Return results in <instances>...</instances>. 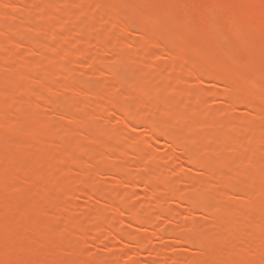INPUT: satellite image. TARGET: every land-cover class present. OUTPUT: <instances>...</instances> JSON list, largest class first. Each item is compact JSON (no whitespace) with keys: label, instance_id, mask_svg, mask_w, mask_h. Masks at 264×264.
<instances>
[{"label":"rangeland","instance_id":"rangeland-1","mask_svg":"<svg viewBox=\"0 0 264 264\" xmlns=\"http://www.w3.org/2000/svg\"><path fill=\"white\" fill-rule=\"evenodd\" d=\"M43 1L49 7L40 2L38 6L37 0L35 3L37 8L43 5L40 7L44 9L42 14L41 9L38 13L32 8L35 0H0V37L4 40L10 36L0 45V66L1 57L8 54L10 59L12 49L16 50L13 55L16 60L13 57L10 60L15 62L7 64L8 61L3 69L4 63L0 68L1 85L7 87V79L11 82L10 76L15 71L19 75L16 76L18 84L21 72L30 81V85L27 81L29 88L24 87L28 88L25 90L27 100L22 98L24 93L18 94L24 91L20 88L25 84L14 89L17 93L11 90L9 93L8 88L3 87L5 92L0 93L1 103L5 102L1 101L5 97L9 102L18 95V102L20 97L23 100L22 103L12 99L5 102L4 106L10 105L11 111H7V119L0 121V140L4 138L0 141V264H61L59 260L63 263L62 259H65L63 264H87L88 261V264H220L219 261L238 264V257L243 253L246 260L243 263L241 258L244 257H241V264H264V230L257 231L259 222L264 225V190H260L264 185V133H261L264 132V0ZM58 5L61 11L71 13L72 19H68V14L63 17L65 13L61 12L60 19L55 16ZM130 9L135 10L130 13ZM168 10L172 14L170 17ZM115 20L120 21L121 30ZM112 21L119 28H112ZM150 22H155L151 24L155 28L161 25L154 29ZM51 26L55 27L53 32ZM61 29L66 31V39ZM94 36L97 40L90 42ZM28 40L35 46L31 45L33 49L29 46L31 51L27 48ZM103 43L113 51L105 50L103 47L107 46ZM78 50L85 55H78L76 60L80 56L84 62L81 64L79 59L77 62L81 65H74L76 61L71 60H75ZM173 50L175 54L171 60ZM66 51L74 58L64 57L70 61L63 58L67 63L60 66L62 61L60 63L55 55L60 52L68 56ZM86 53L95 59L93 64L91 60L85 62L92 59ZM124 55L128 58L124 59ZM24 61L30 65L25 66L27 69H22ZM195 69L201 74L207 72L204 77H198L199 70ZM35 80L42 83L40 86L52 81L57 86L55 94L52 95V87L48 95L50 91L43 93L41 87L32 86ZM70 82L83 91L72 86L74 92L65 91L66 94L63 88ZM174 82H180V86H175ZM145 91L154 95L147 97L150 101L143 97L149 104L142 107L145 101L141 96ZM117 97L121 99L117 106L118 103L121 106L109 116L107 103ZM41 98L42 102H38ZM120 101L126 102L125 105ZM68 114L75 118H69ZM38 116L43 119L42 124L48 125L47 135L38 123ZM144 117L148 123L140 129ZM34 118L38 122L33 123L35 128L31 132V127L23 129L24 132L16 131L19 128L14 124L22 128L25 124L32 126L29 122ZM168 125L170 133L167 130L168 134H159V130ZM107 130L111 131L107 132L110 136H105ZM172 141H176L177 146ZM186 147L192 155L182 160L180 157L184 156L180 155ZM189 153L185 155L189 157ZM56 157L58 161L55 162ZM224 158L230 160L228 165L225 163L226 166L221 167ZM191 159L197 161L194 168ZM202 167L209 169V173H203L206 170L201 171ZM120 171L123 172L121 180ZM162 178L165 183L158 182ZM19 179L27 184L20 180L25 187L20 183L18 189L15 183ZM59 188L63 189V195L56 201ZM87 190L89 194L85 193ZM188 196H191L188 201L180 199ZM243 199L250 202L243 203ZM118 205L123 206L117 208ZM132 211L136 212L132 218L137 221L129 217ZM144 217L148 220L144 222L146 226L138 222ZM218 219L224 220V224ZM254 225H258L256 229ZM75 227L79 229L76 237L70 234L71 229L67 232ZM58 229L61 232H57ZM29 232L36 234L33 242L27 240L29 236L23 239ZM113 236L117 239L113 240ZM180 236H184L187 243H178L176 238ZM47 238H51L50 246L44 243L50 240ZM244 239L246 245L241 246ZM21 244H30L28 248L31 249L26 246L25 252ZM150 249H153L151 254L148 253ZM71 251L73 255H69ZM48 253L51 259L47 258Z\"/></svg>","mask_w":264,"mask_h":264},{"label":"bare ground","instance_id":"bare-ground-1","mask_svg":"<svg viewBox=\"0 0 264 264\" xmlns=\"http://www.w3.org/2000/svg\"><path fill=\"white\" fill-rule=\"evenodd\" d=\"M30 1H31V0H30ZM33 1H34V0H33ZM70 1H71V0H70ZM75 1H76V0H75ZM117 1H118V0H117ZM137 1H138V0H137ZM141 1H144V0H141ZM151 1H152V0H151ZM37 2H38V3H37ZM37 2H36V0H35L34 4L37 3V5L39 6L40 3L44 5V2H45V1H43V0H37ZM39 2H40V3H39ZM64 2H65V1H64ZM68 2H69V1H68ZM72 2L74 3L73 0H72ZM145 2H147V1L145 0ZM148 2H149V1H148ZM29 3H30V2H29ZM54 3H55V2H54ZM56 3H57V2H56ZM65 3H66V2H65ZM113 3H114V2H113ZM57 4H59V3H57ZM57 4H56V7H57ZM115 4H116V3H115ZM29 5H31V4H29ZM43 5H40V7H42ZM45 5H46V4H45ZM45 5H44V6H45ZM31 6H32V8H34V7L36 6V4L33 5V2H32V5H31ZM31 6H30V7H31ZM46 6H48V5H46ZM46 6H45V7H46ZM58 6H59L60 11H59L58 8H57L58 11H56V9H54V11H56V13H57V14L55 13V16L57 15V16L59 17V19H60V15H61V14H62V15H63L64 13L66 14V15L64 14L63 17H64V16H67V14L69 15V12H65L64 10L61 11V6H60V5H58ZM62 6H63V5H62ZM40 7H38V8L35 7V9H36L37 11H36L35 9H34V10H35L36 12L39 13L40 11H38V9H39V10L41 9L42 14H43L44 9H42V8H40ZM48 7H49V6H48ZM48 7H47V8H48ZM43 8H44V7H43ZM47 8H46V9H47ZM53 8H54V7H53ZM53 8H51V9L53 10ZM132 8H133V7H132ZM161 8H162V7H161ZM135 9H136V8H135ZM135 9H133V10L130 9V10H131L130 13H132V11H134ZM157 9H158V7H157ZM165 9H166V8H165ZM165 9H164V12H165ZM34 10H32V11H34ZM1 11H2V10H1ZM30 11H31V10H30ZM35 11H34V12H35ZM137 11H138V10H137ZM159 11H160V10H159ZM60 12H61V14H60ZM62 12H63V13H62ZM138 12H139V11H138ZM0 13H1V12H0ZM29 13H30V12H29ZM52 13H53L52 15H54V12H53V11H52ZM140 13H141V12H140ZM167 13H168V14L170 13L169 10H168ZM167 13H163V14H164L166 17H168ZM134 14H135V12H134ZM14 15H17V14H14ZM27 15H28V14H27ZM31 15H32V14H31ZM39 15H40V14H39ZM50 15H51V14H50ZM62 15H61V17H62ZM71 15H72V14L70 13V15L68 16V19L70 18ZM171 15H172V14L170 13L169 17H170ZM12 16H13V15H12ZM55 16H54V17L52 16V17L55 19ZM38 17H39V16H38ZM74 17H75V16H74ZM141 17H142V16H141ZM56 18H57V17H56ZM109 18H110V17H109ZM109 18H108V19H109ZM59 19H58V20H59ZM64 19H65V18H64ZM70 19H72V18H70ZM79 19H80V18H79ZM149 19H150V18H149ZM170 19H171V18H170ZM58 20H57V21H58ZM100 20H101V19H100ZM101 21H102V20H101ZM113 21H114V20H113ZM113 21H112V24H114ZM41 22H42V21H41ZM46 22H47V21H46ZM102 22H103V21H102ZM152 22H153V21H152ZM75 23H76V22H75ZM115 23H118V26L120 27V25H121V24L119 25L120 21L117 22V21L115 20ZM154 23H155V22H154ZM154 23H153V24H154ZM156 23H157V22H156ZM79 24L82 25V23H79ZM99 24H100V22H99ZM103 24H105V22H103ZM151 24H152V23L150 22V26L153 27V26H152L153 24H152V25H151ZM158 24H159V23H158ZM158 24H155V25H158ZM38 25H39V24H38ZM41 25H42V24H41ZM43 25H44V24H43ZM110 25H111V21H110ZM114 25H115V24H114ZM114 25H112V28H116L117 25H115V27H113ZM159 25H161V23H160ZM159 25H158L157 28H155L156 26L153 27V28H154V29H159ZM35 26H36V25H35ZM105 26H106V25H105ZM108 26H109V25H108ZM58 27H59V26H58ZM77 27H78V26H77ZM100 27H101V26H100ZM100 27H99V28H100ZM119 27H117V28H119ZM162 27H163V26H162ZM166 27H167V26H166ZM50 28H51L50 30H52V29L55 30V27H54V26H51ZM79 28H80V27H79ZM84 28H85V27H84ZM101 28H105V27H101ZM108 28H109V27H108ZM117 28H116V29H117ZM160 28H161V27H160ZM166 29H167V28H166ZM34 30H35V29H34ZM53 30H52L51 32H53ZM61 30H62V29H61ZM76 30H77V29H76ZM83 30H84V29H83ZM100 30H102V29H100ZM107 30H108V29H107ZM111 30H113V29H111ZM119 30H121V27H120ZM167 30H169V29H167ZM40 31H41V30H40ZM80 31H81V30H80ZM73 32H74V31H73ZM107 32H109V30H108ZM65 33H66V31H65ZM65 33H64L63 30L61 31V35H63L62 37H63V38L65 37V39H66V34H65ZM81 33H83V32L81 31ZM81 33H80V34H81ZM143 33L145 34V32H143ZM143 33H142V34H143ZM47 35H49V34H47ZM52 35H54V34L52 33ZM52 35H51V36H52ZM49 36H50V35H49ZM67 36H68V35H67ZM81 36H82V35H81ZM144 36H145V35H144ZM3 37H4V36H3ZM5 37H6V36H5ZM8 37H10V36H8ZM8 37L5 38L4 40L1 39L2 37H0V39H1V40H0V45L3 44V43L5 44V42H7V40H8ZM94 37H95V36H94ZM91 39H92V38H91ZM95 39H96V37H95L94 39H92L90 42H94ZM12 40H13V39H12ZM96 40H97V39H96ZM96 40H95V41H96ZM4 41H5V42H4ZM1 42H2V43H1ZM8 42L13 43L14 41H10V40H9ZM27 42L29 43V44L27 43V44H28V45H27L28 47L26 46L28 49H29L30 47H31L32 49L35 47L33 44H31V45H33L34 47L30 45V42H31V41L28 40ZM86 42H88V41H86ZM11 43H10V45H12ZM31 43H32V42H31ZM88 43H89V42H88ZM6 44H7V43H6ZM103 44H104V43H103ZM107 44H108V43H107ZM86 45H87V44H86ZM104 45H105V44H104ZM104 45H103V46H104ZM29 46H30V47H29ZM105 46H107V45H105ZM46 47H48V46H46ZM49 47H50V46H49ZM86 47H89V44H88V46H85L84 48L86 49ZM109 47H110V46H109ZM31 48H30V51H31ZM50 48H51V47H50ZM50 48H48V49L45 48V49H46V51H50L51 49H53V48H51V49H50ZM103 48H105V50H112L111 47H110V49H109L108 46H107V47H103ZM113 48H114V47H113ZM14 49H15V48H14ZM14 49H12L14 53H13V52L10 53L11 50H9V53L12 55V56H11V55L9 54V56H10L11 58H12L13 55L16 53V50L14 51ZM80 49H81V48H80ZM82 50H84V49H82ZM82 50H81V51H82ZM114 50H115V49H114ZM121 50H122V49H121ZM46 51L44 50L43 52L45 53ZM76 51H77V50H76ZM79 51H80V50H78V53L76 52V53H77L76 55L74 54L75 60L73 59L74 57L71 56L72 54H69L70 56L68 55L67 51H66V53H67L66 55H68V56H64V55H65V54H64V51H62V52H63L62 54H64V55H62V54L59 52V55H61V56L57 55V53H56L55 56L60 60V63H61V61H62V64H63V65H60V66H64V64H66L67 62L70 61V60L65 59L64 57H66V58L68 57L69 59L72 58V59H73V60H71L72 62H73V61H76V62H73L74 65H75V63L81 65V64H83L82 61L84 62V58H83V57H84L85 54H83L81 51H80V53H79ZM88 51H89V50H88ZM112 51H113V50H112ZM169 51H170V50H169ZM86 52H87V51H86ZM89 52H90V51H89ZM116 52H117V51H116ZM173 52H174V53L171 52L172 54L169 52V53L171 54V56H170L169 58L174 57V56H172V55L175 54V51L173 50ZM12 53H13V54H12ZM44 53H43V54H44ZM70 53H71V52H70ZM95 53H96V52H95ZM95 53H94V54H95ZM120 53H122V52H120ZM123 53H124V52H123ZM86 54H87V53H86ZM89 54H90V53H89ZM170 54H169V55H170ZM15 55H16V54H15ZM44 55H45V54H44ZM44 55H43V56H44ZM78 55H80V56L83 55V57H80V56H79V58H78V60L81 59V62L79 61L81 64L77 62L78 60H76ZM87 55H88V54H87ZM95 55H97V54H95ZM95 55H94V56H95ZM119 55H120V54H119ZM3 56H4V55H3ZM3 56H2V57H3ZM45 56H46V55H45ZM62 56H63V57H62ZM88 56H89V55H88ZM91 56H92V55H91ZM91 56H89V57H91ZM176 56H177V55H176ZM184 56H185V55H184ZM188 56H189V54H188ZM2 57H1V62H2V63H1L0 68L2 67V65L5 64V65L2 67V69H3L7 64H9V63L11 62V61H10L11 58L8 59V58H9V57H8V54H5V57H6V58L3 57V59H2ZM7 57H8V58H7ZM17 57H18V56H17ZM92 57H93V56H92ZM92 57H91V58H92ZM122 57H123V55H122ZM201 57H202V56H201ZM21 58H22V57H21ZM60 58H62V59H60ZM63 58H64L65 60H64ZM94 58H96V57H94ZM97 58H98V57H97ZM127 58H128V57L126 56V58H125V55H124V59H127ZM204 58H205V57H204ZM204 58H203V59H204ZM5 59H6V60L8 59V60L6 61ZM12 59L16 60V56L13 57ZM22 59H23V58H22ZM136 59H137V58H136ZM2 60H3V61H2ZM63 60H64V61H67V62L65 63ZM89 60L92 61L93 58H92V59H88V60H86L85 62L87 63V61H88V63H89ZM121 60H122V59H121ZM131 60H132V59H131ZM137 60H138V59H137ZM143 60H144V59H143ZM171 60H172V58H171ZM173 60H174V59H173ZM206 60H207V59H206ZM206 60H205V61H206ZM8 61H9V62H8ZM26 61H27V60H26ZM26 61H24L25 63L22 62L23 65H24V67H23L22 69H27V68L30 66V65L28 64V62H26ZM91 61H90V64H91V63L93 64V62L95 61V59H94L92 62H91ZM133 61H134V60H133ZM133 61H132V62H133ZM7 62H8V63H7ZM13 62H15V61H12L11 63H13ZM72 62H71V63H72ZM3 63H4V64H3ZM6 63H7V64H6ZM19 63H20V62H19ZM22 63H21V67L23 66ZM135 63H136V62H135ZM187 63H188V62H187ZM187 63H185V64H187ZM25 64H26V65H25ZM90 64H89V65H90ZM19 65H20V64H19ZM72 65H73V64H72ZM100 65H101V64H100ZM141 65H142V64H141ZM189 65H190V64H189ZM25 66H28V67H25ZM133 66H134V64H133ZM137 66H138V64H137ZM204 66H205V65H204ZM8 67H9V66H8ZM135 67H136V66H135ZM185 67H186V66H185ZM12 68H13V67H12ZM14 68H15V67H14ZM196 68H197V67H196ZM201 68H202V67H201ZM201 68H200V69H201ZM2 69H1V70H2ZM106 69H107V67H106ZM173 69H174V68H173ZM206 69H207V68H206ZM4 70H5V69H4ZM195 70H196V69H195ZM198 70H199V69H198ZM198 70H196V72H198ZM8 71H9V70H8ZM109 71H110V69H109ZM52 72H53V73H52ZM52 72H51L52 74H54V73L56 74V71H55V72L52 71ZM107 72H108V71H107ZM110 72H111V71H110ZM206 72H207V71H206ZM206 72H205V73H206ZM211 72H213V71H211ZM12 73H13V74H12L13 76H12V77L10 76V78H12V79H11V82H10V80L7 79V81L10 82V84H8V82H7V83H6V84H7V85H6L7 87L4 88V86H2V85H1V82H0V89H2V87H3V89H5V90L8 88V89L6 90L7 92H9V91L11 90V92L15 91V93H17V90H14L16 87H17V88H18V87L20 88L21 85H24V84H25L23 87L20 88V89H22V88L24 89V87H28V86L30 85V81H28V79L26 80V78H25L26 75H24V73L21 72L22 75L20 74V75L22 76V79L20 78L21 81L19 80V82H20L19 84H18V81L16 80V78L19 79L18 77H16L18 74H16V71H15V72H12ZM14 73H15V74H14ZM18 73H19V72H18ZM108 73H109V72H108ZM111 73H112V72H111ZM201 73H202V72L199 70V72H198L199 75H196V76H198V77L203 76V77H204L205 75H203V74H205V73H203V74H201ZM209 73H210V72H209ZM6 74H7V73H6ZM26 74H27V73H26ZM196 74H197V73H196ZM200 74H201V75H200ZM10 75H11V74H10ZM207 75H208V74H206V76H207ZM8 76H9V75H8ZM18 76H19V75H18ZM121 76H122V75H120V77H121ZM123 76H124V75H123ZM209 76H210V75H209ZM108 77H109V76H108ZM114 77H115V76H114ZM118 77H119V76H118ZM142 77H143V76H142ZM212 77H213V76H211V78H212ZM4 78H5V77H4ZM14 78H15V79H14ZM121 78H122V77H121ZM125 78H126V77H125ZM135 78H136V77H135ZM139 78H140V77H139ZM13 79H14V80H13ZM111 79H112V78H111ZM115 79H116V78H115ZM143 79H144V78H143ZM12 80H13V81H12ZM15 80L17 81V83L15 82ZM22 80H24L25 83L22 82ZM29 80H30V79H29ZM69 80H70V79H69ZM69 80H68V81H69ZM121 80H124V79H121ZM129 80H131V78H130ZM153 80H154V79H153ZM176 80H177V79H176ZM27 81H28L29 85H27ZM36 81H37V80H35V81H33V82L31 83L32 86L35 85V86H37V88H39V89H40V87H41L42 91H44L43 93H46V92H49V91H50L48 95H51V91H52V90H53V91H52V95H53V92H54V94H55V91H54V90H56L57 86H56L52 81H51V82L49 81V83H47V84H49L50 88H49V86H48L47 84L43 83L42 86H43L44 90H43L42 86H40V84H42V83H39L40 81H37V82L39 83V84H38ZM172 81H173V80H172ZM172 81H171V82H172ZM2 82H3V81H2ZM34 82H36V83H34ZM46 82H47V81H46ZM180 82H181V81H180ZM180 82H176L177 84L174 82L176 85H175L174 83H173V84H174L175 86H177V85L180 86V84H179ZM22 83H23V84H22ZM169 83H170V82H169ZM2 84H3V83H2ZM4 84H5V83H4ZM20 84H21V85H20ZM36 84H38V85H36ZM50 84H51V85L54 84V85L51 86ZM106 84H107V82H106ZM108 84H111V83H108ZM10 85H12V86H10ZM17 85H18V86H17ZM46 85H47V86H46ZM70 85H71V82H70ZM70 85L67 84V85H66L67 87H65V85H64V88H66V89L63 88L64 92L66 91L68 94H69V92H72V91L74 92V90L72 89V86H73V85H71V86H70ZM8 86H9V87H8ZM13 86H14V87H13ZM54 86H55V88H54ZM108 86H110V85H108ZM108 86H106V89H108V88H107ZM175 86H174V87H175ZM179 86H178V87H179ZM12 87H13V88H12ZM45 87H48V88H47L48 91L45 89ZM51 87H52V90H51ZM75 87H77V88H75ZM78 87H79V86H73V88L78 89L77 91H79V89H80V92H82L83 90H81V88H78ZM101 87H102V86H101ZM152 87H153V86H152ZM166 87H167V86H166ZM170 87H171V86H170ZM9 88H11V89H9ZM17 88H16V89H17ZM28 88H29V87H28ZM28 88H27V89H28ZM70 88L72 89L71 91L68 90V89H70ZM168 88H169V87H168ZM175 88H176V87H175ZM3 89L0 90V93H4V92H5ZM27 89H24V91H19L20 93H18L20 96H21V92L25 94V96H24V94H22V98H23V100H25V99L27 100V98H25L26 95H27V94L25 93V90H27ZM59 89H60V88H59ZM101 89H102V88H101ZM63 90H62V91H63ZM114 90H115V89H114ZM3 91H4V92H3ZM111 91H112V90H111ZM149 91H150V90H149ZM149 91H147V92H149ZM188 91H189V90H188ZM190 91H191V90H190ZM26 92H27V91H26ZM29 92H30V91H29ZM64 92H62V93H64ZM66 92H65V93H66ZM101 92H102V91H101ZM157 92H158V91H157ZM157 92H156V93H157ZM9 93H10V92H9ZM13 93H14V92H13ZM40 93H41V95H42V92H39V94H40ZM56 93H57V92H56ZM58 93H59V92H58ZM65 93H64V94H65ZM67 93H66V94H67ZM145 93H146V91L142 93L144 96H143L142 94H141L142 96L140 95L142 98L144 97L145 99H147V97H150V98H151V96L154 95V94H152L153 92H151V93L149 92L148 94H147V93L145 94ZM174 93H175V92H174ZM187 93H188V92H187ZM111 94H112V93H111ZM3 95H4V94H3ZM19 95L17 96V99H19ZM43 95H44V94H43ZM45 95H46V94H45ZM45 95H44V96H45ZM58 95H59V94H58ZM62 95H63V94H62ZM102 95H103V93H102ZM147 95H148V96H147ZM46 96H47V95H46ZM59 96H60V95H59ZM66 96H67V95H66ZM145 96H146V97H145ZM252 96H253V95H252ZM8 97H9V96H8ZM41 97L43 98V96H41ZM13 98H14V97H13ZM22 98L20 97L21 100H22ZM39 98H40V95H39ZM42 98H41V101H39V100H40V99H39L38 102H42ZM63 98H64V97H63ZM142 98H140V99H142ZM144 98H143V100H144L145 102L142 101V103H143V106H142V107H147L148 104H149L150 98L147 99V100H149V101H146ZM248 98L251 99V100L253 99L252 97H248ZM248 98H247L246 100H249ZM6 99H8V98L5 97V98H4L3 100H1V101H5V102L9 103V102H11V99H12V98L9 99V102L6 101ZM17 99H16V97H15V99H12V100H15V101L18 102ZM65 99H66V98H65ZM115 99H116V100H115ZM115 99H114V100L112 99L111 102H110V100H109L108 103H107L108 108H107V110H106V109H105V110L107 111V114H108L109 116H110V115H113V114H114L113 111L116 110L117 107L119 108V106H121V103H120V105H119V103H118V106H117L118 99L121 100L120 97H117V98H115ZM263 99H264V97H263ZM21 100H20V101H21ZM23 100H22V101H23ZM35 100H36V99H35ZM20 101H19V102H20ZM22 101H21V103H22ZM67 101H68V100H67ZM5 102H4V103H3V102H2V103L0 102V104H3V105H0V109H1L0 112L2 111V113H4V111H5V113H4L5 115H4V114H3V115L0 114V121H1V119H3V118H4V119H7V118H8V116H6V113L8 114V112H9L8 110H10L8 107H9L10 105H9L8 107H5V106H4V105H6ZM19 102H18V103H19ZM55 102H56V101H55ZM120 102H122V101H120ZM147 102H148V104L146 105ZM26 103H27V102H26ZM36 103H37V102H36ZM122 103H123V102H122ZM125 103H126V102H125ZM125 103H123V105H125ZM139 103H140V101H139ZM144 103H145V104H144ZM249 103H251L250 100H249ZM249 103H246V104H249ZM10 104H11V103H10ZM13 104H14V103H13ZM43 104H44V103H43ZM177 104H178V103H177ZM251 104H252V103H251ZM7 105H8V104H7ZM37 105H38V104H37ZM56 105L59 106V104H56ZM56 105H54V106L56 107ZM145 105H146V106H145ZM20 106H21V105H20ZM28 106H29V105H28ZM52 106H53V104H52ZM58 106H57V107H58ZM140 106H141V104H140ZM177 106H178V105H177ZM181 106H182V105H181ZM187 106H188V105H187ZM245 106H246V105H245ZM250 106L252 107V105L249 104V107H250ZM16 107H17V105H16ZM30 107H31V106H30ZM173 107H175V106H173ZM189 107H190V106H189ZM196 107H197V106H196ZM3 108H4V110H3ZM18 108H19V107H18ZM120 108H121V107H120ZM194 108H195V107H194ZM6 109H7V110H6ZM12 110H13V109H12ZM118 110H120V109H118ZM7 111H8V112H7ZM10 111H11V110H10ZM104 112H105V111H104ZM14 113H15V112H13V114H14ZM105 113H106V112H105ZM34 114H35V113H34ZM37 114H38V113H37ZM14 115H15V114H14ZM44 115H45V114H44ZM46 115H47V114H46ZM71 115L74 116L75 114L71 113ZM3 116H4V117H3ZM17 116H18V115H17ZM32 116H33V115H32ZM5 117H6V118H5ZM20 117H22V116H20ZM26 117H27V116H26ZM34 117H35V116H34ZM68 117H69V118L71 117V119H73V118L76 117V115H75V117H72V116H70V114H68ZM15 118H16V117H15ZM27 118L29 119V117H27ZM43 118L46 119L47 117H44V116H43ZM23 119H24V118H23ZM34 119H35V120H34ZM34 119H33L34 122L30 119L32 122H29V123H32V124H33V123H36V121L38 120L39 122H38V121H37V122H38L39 125H40V123H41L42 120H43V119H39V116H38V119H37V120H36V118H34ZM15 120H16V119H15ZM17 120H18V118H17ZM21 120H22V119H21ZM47 120H48V118H47ZM47 120H45V122H47V124H49V123H48L49 120H48V121H47ZM52 120H53V118H52ZM40 121H41V122H40ZM15 122H16V121H15ZM29 123H28V124H29ZM38 123H37V124H38ZM140 123H141L140 126H139L140 129L143 128V127H145V126L147 125V123H148L146 117H144V118L141 120ZM41 124H42V123H41ZM43 124H44V127H43ZM43 124H42V126L40 125V127H41V129L43 128L42 131L44 130L43 133L46 134V129H47L48 125L45 126V123H43ZM168 124H170V123H168ZM220 124H221V123H220ZM16 125H17V124H16ZM16 125L14 124V127L19 128V129H16V131H18V130H19V131H23V129H25V128L29 129V127H31V128H30L31 130L29 131V132H31V131H32V128H35V124H33L34 127H33V125L30 126L31 124H29L28 127H26V124H25V125H24V128H22L21 125H20L21 127H19V126L17 127ZM106 125H107V124H106ZM106 125H105V126H106ZM170 125H171V124H170ZM36 126H37V125H36ZM107 126H108V125H107ZM166 126H167V124H166ZM166 126H163V128H161V129L159 130V131H160L159 134H161V133H162V134H168V133H166V132H168V131H169V133H170V130H169L170 127H169V125H168L169 128L166 127ZM211 127H212V126H211ZM20 128H21V130H20ZM101 128H102V127H101ZM103 128H104V127H103ZM164 128H165V129H164ZM226 128H227V127H226ZM229 128H230V127H229ZM13 129H14V128H13ZM221 129H222V126H221ZM254 129H255V128H254ZM167 130H168V131H167ZM228 130H229V129H228ZM236 130H238V129H236ZM25 131H28V130H25ZM101 131H102V130H101ZM109 131H110V130H107V131L105 132V134H106L105 136H110L109 134H110L111 131H110V132H109ZM163 131H165V133H164ZM221 131H222V130H221ZM255 131H256V129H255ZM23 132H24V131H23ZM82 132H83V130H82ZM84 132H85V131H84ZM107 132H108L109 134H108ZM233 132H234V131H233ZM233 132H232V133H233ZM17 133H18V132H17ZM217 133H218V132H217ZM220 133H221V132H220ZM228 133H229V132H228ZM228 133H227V135H228ZM234 133H235V132H234ZM261 133H264V132L261 131ZM31 134H33V133H31ZM230 134H231V132H230ZM46 135H47V134H46ZM223 135H224V134H223ZM103 136H104V135H103ZM103 136H102V137H103ZM164 136H165V135H164ZM230 136H232V135H230ZM230 136H229V137H230ZM263 136H264V135H263ZM1 137H2V136H1ZM5 137H6V136H5ZM233 137H234V136H233ZM48 138H49V137H48ZM104 138H105V137H104ZM169 138H170V137H169ZM3 139H4V138H3ZM3 139H1L0 141H2ZM6 139L8 140L7 137H6ZM12 139H13V138H12ZM50 139H51V138H50ZM102 139H103V138H102ZM229 139H230V138H229ZM261 139H262V138H261ZM195 142H196V141H194V144L199 145V143H197V142L195 143ZM198 142H199V141H198ZM227 142H229V141L227 140ZM35 143H36V142H35ZM37 143H38V142H37ZM60 144H62V143H60ZM172 144H173L174 146H177L176 141H172ZM175 144H176V145H175ZM245 144H246V143H245ZM36 145H37V144H36ZM197 145H196V147H197ZM227 145H228V144H227ZM227 145H226V146H227ZM246 145H247V144H246ZM26 146H28V145H26ZM145 146H146V145H145ZM193 146H195V145H193ZM248 146H249V145H248ZM39 147H40V145H39ZM60 147H61V146H60ZM60 147H59V148H60ZM227 147H228V146H227ZM227 147H226V148H227ZM230 147H231V145H230ZM62 148H63V147H62ZM100 148H101V147H100ZM186 148H187V149H186ZM186 148L183 149V151H184V150H185V151H184V152L182 151L183 154L180 155V156H184V157H180L181 159H182V158L188 159V158H190L191 155H192V153H189V151H188V150H189L188 147H186ZM189 148H190V147H189ZM232 148H233V147H232ZM251 148H252V147H251ZM253 148H254V146H253ZM89 149H90V148H89ZM101 149H102V148H101ZM228 149H229V148H228ZM6 150H7V148H6ZM22 150H23V148L21 149V151H22ZM87 150H88V149H87ZM103 150H104V149H103ZM190 150H191V149H190ZM241 150H242V149H241ZM254 150H255V149H254ZM7 151L10 152L9 149H8ZM12 151H13V150H11V152H12ZM59 151H60V150H59ZM84 151H85V150H84ZM93 151H94V150H93ZM109 151H110V150H108L107 152L109 153ZM186 151H187V152H186ZM191 151H192V150H191ZM193 151H194V150H193ZM227 151H228V150H227ZM232 151H233V150H232ZM255 151H256V150H255ZM90 152H91V151H90ZM95 152H96V151H95ZM104 152H105V151H104ZM107 152H105V154H106ZM228 152H229V151H228ZM230 152H231V151H230ZM241 152H242V151H241ZM4 153H5V152H4ZM12 153H13V152H12ZM54 153H55V152H54ZM57 153H58V152H56V154H57ZM85 153H86V152H84V155H83V156H85ZM96 153H97V152H96ZM111 153H112V150H111ZM180 153H181V152H180ZM187 153L190 154L189 157H187V155H188ZM10 154H11V153H10ZM10 154H9V156H10ZM18 154H19V153H18ZM105 154H104V155H105ZM109 154H110V153H109ZM185 154H187V155H185ZM225 154H226V152H225ZM1 155H2V154H1ZM6 155H7V154H6ZM13 155H14V154H13ZM16 155H17V154H16ZM193 155H194V154H193ZM253 155H254V154H253ZM253 155H252V156H253ZM3 156H4V155H3ZM223 156H225V155H223ZM245 156H246V155H245ZM57 157H58V156H57ZM57 157H56L55 162L58 161V158H57ZM104 157H105V156H104ZM250 157H251V155H250ZM12 158H13V157H12ZM86 158H87V157H86ZM108 158H109V157H108ZM210 158H211V157H210ZM221 158H222V157H221ZM232 158L234 159V156H233ZM244 158H245V157H244ZM60 159H61V158H60ZM136 159H137V158H136ZM181 159H180V160H181ZM185 159H184V160H185ZM208 159H209V158H208ZM222 159H223V158H222ZM222 159H221V162H223L224 165L222 164L221 167H223V166L225 167V166H226L225 163L228 165V163H229L228 161H229L230 159L227 160V161H226V158H224V160H222ZM227 159H228V158H227ZM250 159H251V161H253L252 158H250ZM250 159H249V160H250ZM140 160H141V158H140ZM182 160H183V159H182ZM201 160H202V159H201ZM201 160H200V161H201ZM214 160H215V159H214ZM214 160H213V161H214ZM245 160H246V158H245ZM103 161H104V160H103ZM188 161H189V160H188ZM192 161H193V163H192ZM207 161H209V160H207ZM211 161H212V160H211ZM139 162H140V161H139ZM247 162H248V161H247ZM26 163H27V161H26ZM31 163H32V161H31ZM70 163H71V162H70ZM187 163H188V162H187ZM190 163H192L191 165L193 166V168L197 166V164H196L197 161H196V160H195V162H194V160L191 159ZM194 163H195V164H194ZM201 163H202V162H201ZM253 163H254V162H253ZM36 164H37V163H36ZM53 164H54V163H53ZM198 164H199V162H198ZM207 164L209 165V164H211V162H209V163H207ZM243 164H244V163H243ZM261 164H262V162H261ZM43 165H44V164H43ZM194 165H195V166H194ZM200 165H201V164H200ZM208 165L206 166V165L204 164V166H206V167H209V166H210V165H209V166H208ZM220 165H221V164H220ZM20 166H21V165H20ZM39 166H40V165H39ZM44 166H45V165H44ZM72 166H73V165H72ZM202 166H203V165H202ZM21 167H22V166H21ZM50 167L53 168L51 165H50ZM50 167H49V168H50ZM117 167H118V166H117ZM206 167H205V169H204V167H202L203 170H201V171H205V170L207 171V172L205 171V172H203V173H209V169H210V170L212 169L211 166H210L209 169H207ZM23 168H24V167H23ZM51 168H50V169H51ZM72 168H73V167H72ZM118 168H119V167H118ZM197 168H200L199 165H198ZM215 168H216V167H215ZM39 169H40V167H39ZM70 169H71V168H70ZM75 169H76V168H75ZM122 169H123V168H122ZM221 169H222V168H221ZM173 170H176V169H173ZM216 170H217V169H216ZM78 171H79V169H78ZM123 171H124V175H127V171H125V170H123ZM176 171H177V170H176ZM38 172H40V171H38ZM120 172H121V177H120V174H119L118 176L116 175V177H117V178L120 177L119 179L121 180V178H123V177H122V175H123L122 173H123V172H122V171H120ZM215 172H218V171H215ZM72 173H73V172H72ZM125 173H126V174H125ZM117 174H118V173H117ZM161 174H162V173H161ZM214 174H215V173H214ZM36 175H37V174H36ZM64 175H65V174H64ZM164 175H165V174H164ZM73 176H74V175H73ZM160 176H161V175H160ZM125 177H126V176H125ZM138 177H139V176H138ZM161 177H163V176H161ZM205 177H206V175H205ZM22 178H23V177H22ZM24 178H25V177H24ZM65 178H67V177H65ZM114 178H115V177H114ZM165 178H166V177H165ZM206 178H208V177H206ZM209 178H210V177H209ZM213 178H214V176H213ZM17 179H18V178H17ZM26 179H27V178H26ZM26 179H25V180H26ZM67 179H68V178H67ZM155 179H156V178H155ZM158 179H159V178H158ZM230 179H231V178H230ZM247 179H248V178H247ZM251 179H252V178H251ZM251 179H250V180H251ZM253 179H254V178H253ZM20 180H21L22 182H25L24 179H23V180H22V179L16 180L17 182L15 183V185H18V186H16V187H17V188H18V187H21V186H19L20 183H21L20 185H22V186L25 187L24 183L20 182ZM114 180H116V179H114ZM166 180H167V178H166ZM261 180H262V179H261ZM18 181H19V182H18ZM36 181H37V180H36ZM116 181H117V180H116ZM164 181H165V180H164L163 178L161 179V181L158 180V182H160V183H162V182L165 183ZM226 181H227V180H226ZM245 181H246V180H245ZM248 181H249V180H248ZM255 181H256V180H255ZM26 182H27V181H26ZM26 182H25V184H27ZM231 182H233V181H231ZM28 183H29V182H28ZM37 183H38V182H37ZM231 184H233V183H231ZM245 184H246V183H245ZM198 185H199V184H198ZM198 185H197V186H198ZM150 186H151V185H150ZM233 187H235V186H233ZM251 187H252V185H251ZM251 187H249V188H251ZM258 187H259V186H258ZM262 187L264 188V185H262ZM262 187L260 188L261 191L264 190ZM17 188H15V189H17ZM154 188H155V187H154ZM245 188H246V187H245ZM18 189H19V188H18ZM90 189H91V188H90ZM196 189H197V188H196ZM62 190H63V189H61V188H59V189L57 190V192H56L57 195H56V194H55V195H56V198H58V199H56V201H57V200L59 201L60 196L63 195V191H62ZM152 190H153V189H152ZM217 190L219 191V189H217ZM252 190H253V188H252ZM254 190H255V188H254ZM58 191H60V192L58 193ZM82 191H83V190H82ZM44 192H45V191H44ZM91 192H92V191H91ZM153 192H154V191H153ZM85 193H86V194H89V191L87 190V192H85ZM196 193H197V192H196ZM253 193H254V191H253ZM260 193H261V192H260ZM263 193H264V192H263ZM263 193H261V194H263ZM59 194H60V195H59ZM261 194H260L259 196H261ZM90 195H91V193H90ZM198 195H199V194H198ZM198 195H197V197H198ZM209 195H210V194H209ZM246 195H247V194H246ZM249 195H250V194H249ZM54 197H55V196H54ZM192 197H193V196H192ZM256 197H257V196H256ZM262 197H263V196H261V198H262ZM187 198H191V196H190V197H189V196H188V197H183V198H180V199H181V200H182V199L185 200V199H187ZM246 198H247V197H246ZM257 198H258V197H257ZM263 198H264V197H263ZM46 199H48V198H46ZM53 199H54V198H53ZM192 199H193V201H195V200H194V199H196L195 196H194ZM192 199H190L191 201H189V202L192 203ZM206 199H207V198H206ZM51 200H52V199H51ZM121 200H122V199H121ZM121 200H120V201H121ZM188 200H189V199H187V201H188ZM243 200H244V199H243ZM243 200H242V201H243ZM252 200H253V199H252ZM256 200H257V199H256ZM257 201H258V200H257ZM259 201H260V200H259ZM44 202H45V201H44ZM105 202H106V201H105ZM223 202H224V201H223ZM245 202H250V201H248V200H244L243 203H245ZM62 203H63V202H62ZM228 203H229V202H228ZM251 203L254 204L253 202H251ZM260 203H261V202H260ZM262 203H263V202H262ZM55 204H56V203H55ZM248 204H250V203H248ZM258 204H259V203H258ZM53 205H54V203H53ZM60 205H61V204H60ZM64 205H65V204H64ZM250 205H251V204H250ZM66 206H67V204H66ZM122 206H123V205H121V206L118 205L117 208L122 207ZM242 206H243L242 209H243V211H244V210H245V209H244V205H242ZM252 207H253V206H252ZM254 207H255V206H254ZM257 207H258V206H257ZM257 207H256V209H257ZM262 207H263V206H262ZM59 208H60V207H59ZM209 208H210V207H209ZM222 208H223V207H222ZM54 209H55V208H54ZM129 209L132 210L131 208H129ZM141 209H142V208H141ZM148 209H149V208H148ZM202 209H203V208H202ZM215 209H216V208H215ZM55 210H56V209H55ZM142 210H143V209H142ZM159 210H160V208H159ZM262 210H263V209H262ZM70 211L72 212V210H70ZM147 211H148V210H146V212H147ZM219 211H220V210H219ZM219 211H217V212H219ZM249 211H251V210H249ZM263 211H264V210H263ZM51 212H52V211H51ZM132 212H133V211H132ZM141 212H142V211H141ZM146 212H144L145 215H146ZM165 212H166V211H165ZM173 212H174V211H173ZM137 213H138V212H137ZM147 213L150 214L149 211H148ZM241 213H242V212H241ZM244 213H246V210L244 211ZM51 214H52V213H51ZM128 214H129V211H128ZM130 214H131V212H130ZM132 214H133V215H132ZM132 214L129 215V217H131V220L133 219L134 221H137V219L135 220V218H132V216L135 217L136 212H135V214H134V212H133ZM141 214H142V213H141ZM152 214H153V212H152ZM210 214H211V213H210ZM213 214H214V213H213ZM218 214H219V213H218ZM49 215H50V214H49ZM150 215H151V214H150ZM153 215H154V214H153ZM153 215H152V216H153ZM169 215H170V213H169ZM216 215H217V214H215V216H216ZM138 216H139V215H138ZM140 216H141V215H140ZM146 216H147V215H146ZM219 216H220V215H219ZM235 216H236V215H235ZM173 217H174V216H173ZM177 217H178V216H177ZM210 217H212V215H211ZM127 218H128V217H127ZM144 218H145V217H144ZM148 218H149V217H148ZM152 218H153V217H152ZM216 218H218V216H217ZM239 218H240V217H239ZM239 218H238V219H239ZM243 218H244V217H243ZM28 219H29V218H28ZM36 219H37V218H36ZM145 219H146V218H145ZM145 219H143V220H141V221L138 220L139 224L141 223L142 225H145L144 222H145V221H148L147 219H146V220H145ZM173 219H174V218H173ZM219 219H221V218H219ZM219 219H218V220H219ZM235 219L237 220V218H235ZM235 219H234V220H235ZM255 219H256V216H255ZM259 219H261V218H259ZM236 220H235V221H236ZM134 221H133V222H134ZM149 221H151V220L149 219ZM211 221H212V219H211ZM211 221H210V222H211ZM222 221H223L222 224H224V220H222ZM222 221H221V222H222ZM257 221H258V219H257ZM257 221H255V222H257ZM259 221H260V220H259ZM99 222H100V221H98V223H99ZM210 222H209V224H210ZM213 222H215V220H214ZM213 222H212V223H213ZM219 222H220V220H219ZM221 222H220V223H221ZM237 222H238V221H237ZM100 223H101V222H100ZM147 223H148V222H147ZM147 223H146V224H147ZM152 223H153V222H152ZM215 223H216V222H215ZM19 224H20V223H19ZM19 224H17L18 227H20ZM58 224H59V223H58ZM58 224H57V225H58ZM237 224H239V223H237ZM30 225H31V224H30ZM101 225H102V223H101ZM101 225H99V226L101 227ZM150 225H151V222H150ZM152 225H153V224H152ZM214 225H215V224H214ZM219 225H220V224H219ZM234 225H235V224H234ZM258 225H259V226H258ZM258 225H257V226H258L259 228H257V231H258L259 233H262V232H263V233H262V235H263V234H264V231H262V228H263V230H264V227H263L264 225L262 226V224H260V222H259ZM145 226H146V225H145ZM226 226H227V224H226ZM228 226H230L229 223H228ZM235 226H236V225H235ZM254 226H255V229H256L257 226H256V225H254ZM254 226H252V228H253ZM260 226H262V227L260 228ZM26 227H27V226H26ZM217 227L219 228V226H216V229H217ZM221 227H223V226H221ZM231 227H232V226H231ZM231 227H230V228H231ZM233 227H234V226H233ZM64 228H65V227H64ZM56 229H57V228H56ZM59 229H60V228H59ZM59 229L57 230V232H61V230L59 231ZM70 229L72 230V232H70V234H71L72 236H75V237L78 236V235H76V234L79 233V229H78L77 227H75V228H73V229H72V228H69V230H68L67 232H69ZM96 229H98V227H97ZM99 229H100V228H99ZM253 229H254V228H253ZM260 230H261L262 232H261ZM217 231H218V230H217ZM64 232H65V231H64ZM258 232H257V234H258ZM27 233H28V232H27ZM65 233H66V232H65ZM85 233H87V234L89 235V233H91V231H90L89 233H88V232H85ZM95 233H96V232H95ZM218 233H219V232H218ZM30 234H31V236L33 235L32 238L30 237ZM34 234H35L34 232H33V233H30V232H29V234H26V235H25V237H26V236H27V237L29 236V238L27 239V237H26V238H23V239H27V240H29L30 242H31V241L33 242V239H34V237L36 236V234H35V235H34ZM39 234H40V233H39ZM57 234H60V235H61L62 233H57ZM96 234H98V231H97ZM200 234H201V233H200ZM215 234H216V233H215ZM219 234H221V233H219ZM247 234H248V233H247ZM42 235H43V234H42ZM60 235H59V236H60ZM80 235H81V234H80ZM92 235H93V234H92ZM231 235H233V234H231ZM240 235H241V234H240ZM243 235H244V234H243ZM255 235H256V234H255ZM262 235H261V236H262ZM90 236H91V234L89 235V237H90ZM221 236H222V235H221ZM221 236H220V237H221ZM223 236H224V235H223ZM0 237H1V235H0ZM84 237L86 238L85 235H84ZM89 237L87 236V238H89ZM91 237H93V236H91ZM181 237H182V236L177 237V238H176V241H177L178 243H185L187 240H186V241L183 240V239H185L184 236H183V238H181ZM257 237H259V235H257ZM225 238H226V237H225ZM228 238H229V237H228ZM240 238H241V237H240ZM249 238H250V237H249ZM263 238H264V237H263ZM38 239H39V237H38ZM38 239H37V240H38ZM47 239H48V238H47ZM49 239H50V240H49ZM49 239H48V240H49L50 242H49V241H48V243H47L46 241L44 242L45 245L47 244V246H50V245L52 244V242H51V238H49ZM72 239H74V238H72ZM83 239H84V238H83ZM112 239H113V240H116L117 238L113 236ZM221 239H222V238H221ZM27 240H25V241H26L27 243H29V241H27ZM35 240H36V239H35ZM45 240H46V239H45ZM228 240H229V239H228ZM236 240H237V239H236ZM7 241H8V239H7ZM42 241H43V240H42ZM176 241H175V242H176ZM184 241H185V242H184ZM218 241H219V240H218ZM226 241H227V240H226ZM231 241H233V240H231ZM231 241H230V242H231ZM234 241H235V240H234ZM241 241H242V240H241ZM246 241H248V239H247ZM22 242H24V240H23ZM22 242H21V243H22ZM26 242H24V243H26ZM53 242H54V241H53ZM177 242H176V243H177ZM189 242H190V241H189ZM207 242H208V240H207ZM210 242H211V241H210ZM215 242H217V241H215ZM228 242H229V241H228ZM8 243H9V242H8ZM8 243H7V244H8ZM24 243H23V244H24ZM27 243H26V244H27ZM186 243H187V242H186ZM238 243H239V242H238ZM242 243H243V244H242ZM242 243H241V244H242L241 246H243V245L245 246V245H246L245 239H244V242L242 241ZM244 243H245V244H244ZM248 243H249V242H248ZM9 244H10V243H9ZM19 244H20V243H19ZM30 244H31V243H30ZM30 244H28V245H22V244H21L22 246H21V245H20V246L22 247V249H23L25 252H27V250H25L24 248L27 246V247H26L27 249H31V248H28V247L30 246ZM188 244H189V243H188ZM198 244H199V243H198ZM215 244H216V243H215ZM225 244H226V243H225ZM232 244H233V243H232ZM234 244H235V243H234ZM32 245H33V243L31 244V247H32ZM76 245H77V244H76ZM190 245H192V244H190ZM197 246H198V245H197ZM200 246H201V245H200ZM72 247H73V246H72ZM76 247H77V246H76ZM206 247H207V246H206ZM206 247H205V248H206ZM217 247H218V242H217ZM220 247H221V246H220ZM227 247H229V246L227 245ZM203 248H204V246H203ZM214 248H215V247H214ZM208 249H209V248H208ZM239 249H240V248H239ZM211 250H212V249H211ZM225 250H226V249H225ZM68 251H69V250H68ZM152 251H153V249H150V250L148 251V253L151 254ZM29 252H30V251H29ZM211 253H212V252H211ZM219 253H220V252H219ZM223 253H224V252H223ZM225 253H226V252H225ZM263 253H264V252H263ZM49 254H50V253L46 254V255L49 256V257H47V256H45V257H47L48 259H51V258H50L51 255H49ZM66 254H68V252H67ZM237 254H238V253H237ZM243 254H244V253H243ZM243 254H240L239 257H238V255H236V258L238 257V259H239V262H238V259H237L238 264H239V263L241 264V261H240V258H241V257H244V259L241 258V259L243 260V261H242L243 263H244V260H246V259H245V255H243ZM69 255H73L72 251H71V253H70ZM225 255H227V257L229 256L228 254H225ZM225 255H223V256H225ZM221 256H222V254H221ZM263 256H264V255H263ZM69 257H70V256H69ZM172 257H173V256H172ZM175 257H176V255H175ZM227 257H221V259H223V258H226V259H227ZM261 257H262V256H261ZM47 258H46V259H47ZM177 258H178V257H177ZM212 258H213V257H212ZM173 259H174V258H173ZM262 259H264V257H263ZM62 260H63V263H65V262H64L65 259H62ZM67 260H68V257H67ZM69 260H70V259H69ZM69 260H68V261H69ZM59 261L61 262V264H63L61 260H59ZM84 261H85V260H84ZM215 261H216V260H215ZM88 262H89V261H88ZM88 262H87V264H88ZM147 262H148V261H147ZM223 262H225V261H223ZM223 262L219 261L220 264H221V263L223 264ZM89 263H90V262H89ZM141 263H143V262H141ZM211 263H212V262H211ZM213 263H214V262H213ZM262 263H264V261H262ZM257 264H258V263H257Z\"/></svg>","mask_w":264,"mask_h":264}]
</instances>
